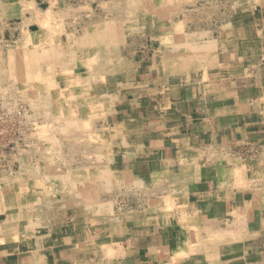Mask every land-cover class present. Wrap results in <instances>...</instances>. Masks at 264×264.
Returning a JSON list of instances; mask_svg holds the SVG:
<instances>
[{
  "label": "crops",
  "instance_id": "1",
  "mask_svg": "<svg viewBox=\"0 0 264 264\" xmlns=\"http://www.w3.org/2000/svg\"><path fill=\"white\" fill-rule=\"evenodd\" d=\"M11 1L6 20L33 14L36 0ZM212 7L175 21L188 30L172 38L203 46L128 50L104 112L77 113L106 139L108 187L93 142L47 160L59 187L21 162L0 180V264H264V0Z\"/></svg>",
  "mask_w": 264,
  "mask_h": 264
},
{
  "label": "rangeland",
  "instance_id": "2",
  "mask_svg": "<svg viewBox=\"0 0 264 264\" xmlns=\"http://www.w3.org/2000/svg\"><path fill=\"white\" fill-rule=\"evenodd\" d=\"M211 2L220 5L222 0H36L25 6L33 14L6 20L12 15L7 10L12 1L5 0L0 10V180L15 177L21 169L18 162L26 169L38 166L46 175L54 170L56 179L55 170L61 167L51 169L47 160L60 162L69 156L67 147L93 142L98 147L96 179L99 176L101 186L108 187L109 169L99 165L103 162L99 148L106 139L87 133L92 119H78L77 113L104 112L119 90L109 86L118 79L114 69L123 66L128 50L143 49L147 56H152V48L157 54L159 48L173 53L179 51L173 48L178 42L191 52L188 37L172 38L188 30L185 22L175 21L196 10L202 18L213 14L217 8L212 5L199 9ZM183 65L190 67L189 61ZM95 91L100 100L88 102ZM97 113L96 127L103 122ZM72 186L76 188L75 181ZM123 190L122 185L119 194ZM119 200L115 199V210Z\"/></svg>",
  "mask_w": 264,
  "mask_h": 264
},
{
  "label": "bare ground",
  "instance_id": "3",
  "mask_svg": "<svg viewBox=\"0 0 264 264\" xmlns=\"http://www.w3.org/2000/svg\"><path fill=\"white\" fill-rule=\"evenodd\" d=\"M47 12H48V11H47ZM37 13H38V12H37ZM95 32H96V31H95ZM91 34H92V33H90V35H91ZM94 34H95V33H94ZM86 36H87V35H86ZM87 37H88V36H87ZM93 38H94V37H93ZM93 38H92V39H93ZM83 39H84V38H83ZM95 40H96V39H95ZM87 57H88V56H87ZM92 59H93V58H92ZM74 75H75V74H74ZM84 75H85V74H84ZM76 80H77V79H76ZM76 80H75V81L73 80V82H76ZM76 83H77V82H76ZM78 83H79V82H78ZM86 83H87V82H86ZM90 83H91V82H90ZM81 85H82V84H81ZM84 85H85V84H84ZM99 87H100V86H99ZM79 90H80V89H79ZM83 90H84V89H83ZM89 95H90V94H89ZM89 97H90V96H89ZM78 98H79V97H78ZM91 98H92V97H91ZM96 99H98V98H96ZM108 99H109V98H108ZM80 100H81V99H80ZM99 100H100V99H99ZM84 101H85V98H84ZM111 101H112V100H111ZM112 102H113V101H112ZM98 104H99V103H98ZM104 104H105V103H104ZM104 104H103V105H104ZM106 104H107V103H106ZM106 104H105V105H106ZM88 105H89V104H88ZM88 105H87V106H88ZM108 105H109V104H108ZM111 105H112V104H111ZM93 107H94V106H93ZM102 107H103V106H102ZM110 107H111V106H110ZM104 108H105V107H104ZM100 109H101V108H100ZM95 111H96V110H95ZM95 111H94V112H95ZM91 112H92V111H91ZM87 116H88V114H87ZM79 119H80V118H79ZM119 124H120V123H119ZM118 126H119V125H118ZM113 128H114V127H113ZM73 129H74V128H73ZM126 129H127V128H126ZM129 132H130V131H129ZM119 133H120V132H119ZM117 135H118V134H117ZM116 137H117V136H116ZM119 141H121V139H120ZM115 142H116V141H115ZM121 142H122V141H121ZM240 164H241V163H240ZM237 166H238V165H236V167H237ZM234 167H235V166H234ZM233 174H234V172H233ZM228 175H229V174H228ZM234 176H236V175L234 174ZM234 176H233V177H234ZM235 180H236V178H235ZM17 185H19V184H17ZM17 185H16V186H17ZM141 185H142V184H141ZM20 187H21V186H20ZM25 188H26V187H25ZM22 190H23V189H22ZM162 204H163V203H162ZM160 208H161V207H160ZM160 208H159V209H160ZM165 208H166V207H164V209H165ZM162 210H163V209H162ZM176 214H177V213H176ZM180 214H181V213H180ZM5 215H6V214H5ZM14 215H15V214H14ZM148 215H149V214H148ZM190 215H191V214H190ZM108 216H109V215H108ZM181 216H182V215H181ZM181 216H180V217H181ZM5 217H6V216H5ZM16 217L18 218V217H20V216L18 215V216H16ZM16 217L14 216V218H16ZM114 217H115V216H114ZM183 217H184V215H183ZM102 218H103V217H102ZM155 218H156V217H155ZM12 220H13V219H12ZM240 220H242V219H240ZM13 221H14V220H13ZM153 221H154V220H153ZM8 222H10V221H8ZM119 223H120V222H119ZM150 223H151V222H150ZM153 224H154V223H153ZM23 225H24V224H23ZM141 225H142V224H141ZM150 225H152V224H150ZM183 225H184V224H183ZM11 226H12V225H11ZM169 226H170V225H169ZM189 226H191V225H189ZM2 227H3V226H2ZM8 227H10V226H8ZM193 227H194V226H193ZM191 228H192V227H191ZM198 228H199V227H198ZM6 229H9V228H6ZM3 230H4V229H3ZM166 231H167V230H166ZM221 232H222V231H221ZM221 232H220V233H221ZM199 233H200V232H199ZM223 233H224V232H223ZM223 233H222V234H223ZM227 233H228V232H226V234H227ZM12 234H14V232H13ZM226 234H225V235H226ZM218 235H219V234H218ZM200 236H201V235H200ZM227 236H228V235H227ZM28 238H29V237H28ZM0 240H1V238H0ZM1 241H2V240H1ZM219 243H220V242H219ZM213 245H214V244H213ZM203 253H204V252H203ZM206 254H207V253H206ZM213 257H214V256H213ZM166 261H167V260H166ZM233 261H234V260H233ZM163 264H164V263H163Z\"/></svg>",
  "mask_w": 264,
  "mask_h": 264
}]
</instances>
